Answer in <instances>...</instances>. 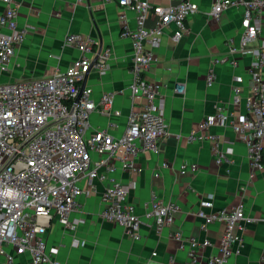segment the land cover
<instances>
[{"label":"built area","instance_id":"built-area-1","mask_svg":"<svg viewBox=\"0 0 264 264\" xmlns=\"http://www.w3.org/2000/svg\"><path fill=\"white\" fill-rule=\"evenodd\" d=\"M105 1H114L135 12L133 27L125 15L120 16L121 37L130 39L133 45L132 109L122 136L112 135L114 122L90 132L94 113L108 118L122 116L114 107L113 92L103 93L96 102L92 88L83 86L91 72L101 77L109 72L113 55L111 47L96 52V41L91 37L66 35L65 45L81 53L66 69L57 68L47 77L0 83V259L4 258L6 264H17L16 257L26 254L31 264H61L59 249L47 243V232L55 219L70 230L78 228L80 220L72 216L83 211L81 198L95 190V181L106 183L102 218L121 225L134 239H140L141 218L128 200V186L115 174L119 170L141 171L136 165L140 154H160L162 144L172 137L164 114L162 85L150 81L148 73L157 61L156 49L166 30L173 27L172 39L180 41L187 32L188 19L198 13L199 6L192 0H179L177 5H156L150 0ZM0 3L5 5L0 13V73H5L32 27L19 26L18 4L14 0ZM236 8L242 11L239 43L230 39L228 55L215 63L235 67L236 56L251 59L249 93L243 97V78L237 76L231 105L238 108L245 99V112L235 116L232 128L247 147L252 180L264 171V40L259 39L264 25V0H214L211 16L219 20L225 12ZM215 78V72L210 71L209 87ZM231 116L226 104L217 105L215 113L200 122L187 141H207L218 164L232 163L233 147L223 149L224 140L206 132L212 126L226 127ZM197 170V164L187 162L179 169L181 175L195 174ZM213 201L214 194H207L196 213L204 232L213 224L223 226L218 251L205 264H227L240 253L242 234L255 219L245 214L243 204L208 212ZM145 208V216L157 228L171 227L180 212L179 204L164 203L156 195ZM173 237L181 248L187 247L186 264H198L201 250L214 246L209 239H185L181 233ZM259 264H264V257Z\"/></svg>","mask_w":264,"mask_h":264},{"label":"crops","instance_id":"crops-1","mask_svg":"<svg viewBox=\"0 0 264 264\" xmlns=\"http://www.w3.org/2000/svg\"><path fill=\"white\" fill-rule=\"evenodd\" d=\"M18 4L20 27L29 25L26 36L14 57L8 72L0 73V83L30 80L50 76L55 69H66L81 53L65 45L66 35L82 34L96 41L94 50L111 47V67L105 76L91 72L87 86L98 102L105 92L115 95L114 107L121 117L108 118L94 113L90 132L107 128L110 122L114 137L123 135L132 109L130 86L133 59L132 41L121 37V15L135 26V12L123 9L116 2L105 0H14ZM156 5H177L179 0H150ZM199 6L198 13L187 21V32L178 42L172 39L173 27L166 30L161 45L156 49L157 61L148 73V79L162 85L164 114L172 137L161 147L158 155L140 154L136 165L141 171L123 172L115 177L128 186V200L135 205L141 218L140 239L129 235L124 227L102 218V193L106 183L95 181V190L81 199L84 209L74 213L79 219L76 230H70L55 219L48 232L47 243L59 249L61 264H186L187 247L174 239L181 233L185 239H209L214 246L201 250L198 264H205L217 253L223 226L213 224L207 232L200 229L201 219L196 213L202 200L214 194V206L208 212L243 204L245 214L255 219L247 224L242 234L239 254L227 264H259L264 257V171L250 180L251 167L247 147L232 128V120L245 112V99L240 107L231 105L236 77L243 78V97L250 90L248 56H236L237 66L215 63L228 55L230 39L239 43L242 35V11L230 9L219 20L211 16L214 0H192ZM5 5L0 3V13ZM264 24V23H263ZM259 39L264 40V25ZM216 74L214 84L207 85L210 71ZM227 105L231 118L226 127L212 126L206 132L219 135L223 149H234L232 163L218 164L211 143L188 142L187 137L217 105ZM181 135L180 140L174 138ZM195 163V174H180L182 163ZM167 163L168 167L162 164ZM158 175V176H156ZM87 186V185H86ZM153 195L164 203L175 202L180 212L171 227L157 228L145 216V204ZM17 264H31L29 255L16 257ZM0 264H6L4 258Z\"/></svg>","mask_w":264,"mask_h":264},{"label":"water","instance_id":"water-1","mask_svg":"<svg viewBox=\"0 0 264 264\" xmlns=\"http://www.w3.org/2000/svg\"><path fill=\"white\" fill-rule=\"evenodd\" d=\"M86 83H87V77H86L85 81L83 82V86H85Z\"/></svg>","mask_w":264,"mask_h":264}]
</instances>
